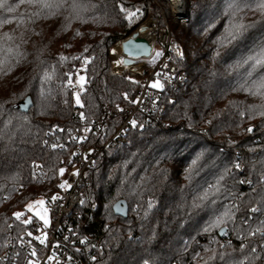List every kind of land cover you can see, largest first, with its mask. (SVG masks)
<instances>
[{
    "label": "trees",
    "instance_id": "trees-1",
    "mask_svg": "<svg viewBox=\"0 0 264 264\" xmlns=\"http://www.w3.org/2000/svg\"><path fill=\"white\" fill-rule=\"evenodd\" d=\"M258 2L185 0L187 21L180 22L162 0H43L51 8L41 0H7L15 10L0 8V248L9 223L23 229L14 213L55 193L59 170L72 163L73 145L51 147L65 138L59 129L76 123L75 112L90 122L118 111L117 105L127 107L124 94L137 87L127 78L139 76L113 71V48L154 17L182 47V58L173 61L178 74L163 84L160 112L138 115L127 143L103 148L85 173L77 225L88 244L81 257L86 264H238L254 255L253 245L264 256V237L248 235L264 221V96L253 88L264 68L243 63L264 45V15L253 11ZM120 5L140 14L129 22ZM239 24L251 26L229 42ZM146 61L145 72L153 63ZM79 71L83 90L67 85V75L74 82ZM75 91L83 108L75 104ZM26 97L32 106L23 113L17 105ZM217 181L215 197L200 201ZM121 200L126 218L113 213ZM226 206L234 219L221 225L224 235L219 227L204 231ZM242 242L248 245L243 251Z\"/></svg>",
    "mask_w": 264,
    "mask_h": 264
},
{
    "label": "built area",
    "instance_id": "built-area-1",
    "mask_svg": "<svg viewBox=\"0 0 264 264\" xmlns=\"http://www.w3.org/2000/svg\"><path fill=\"white\" fill-rule=\"evenodd\" d=\"M153 1L157 4L160 0ZM162 1L168 4L170 12L175 17V7L179 5V3L177 5V0ZM181 9L183 13H186L185 0H182ZM157 14L160 18H163L161 8L158 9ZM150 19H153L156 24L153 25L152 31L154 40L152 43L149 41L152 45V53L147 60H153L151 67L147 72H145L146 64L144 63L135 62L132 66L125 67L122 64V58L118 60L116 57V47L118 46L116 45L113 71L116 73L128 71L138 74L137 87L132 92L127 93L128 100L124 99L127 107L123 111H111L102 120H92L90 122L84 119L81 120V113L75 112L76 123L60 131L59 136L65 138L55 139L52 144H57L58 149H63L69 145L74 147L72 150V163L64 167L66 171L62 176V183H59V185L66 184V187H59L55 193L42 198L46 202V209L49 214L48 226L39 222L35 217L31 218L30 224H24L21 227L22 230L14 231L12 224H8L9 231L3 246L0 248V258L7 257V264H28L29 260H33L34 264H55V261H48V257L52 252L56 253L60 264H86L80 253L88 244V240L80 235L77 225L80 217L79 207L86 187L85 173L93 167L103 148L115 149L127 143L126 136L133 119L137 120L138 115L151 117L160 112L161 90L153 89L149 85L156 79H159L162 85L171 83L178 74L173 61L181 59L183 56L182 47L177 42L171 41L168 25H158V19L154 17H149L143 24ZM179 21L185 22V18ZM164 23L166 24L165 21ZM155 44L160 47L158 52H163L164 55L154 59L157 52ZM157 73L161 75L157 77ZM133 99L137 100L138 103H131L130 101ZM115 120L117 123L112 128L111 125ZM86 127L90 129L89 132L83 131ZM110 128H112L110 136L103 140L104 131ZM80 137H85L82 143L74 139ZM59 145H63V147ZM34 172L40 174L41 167L35 165ZM76 172L79 174L73 175ZM53 197H58V199L53 200ZM25 219L28 218L23 219L22 217L21 223ZM29 232L32 233L31 236L28 235ZM36 237L46 238V244H39ZM81 240H86L87 243L82 245ZM55 245H59V247H54ZM33 249L37 253L35 258L30 255ZM17 253L18 256H16ZM69 256L72 257L71 261L67 259Z\"/></svg>",
    "mask_w": 264,
    "mask_h": 264
},
{
    "label": "snow or ice",
    "instance_id": "snow-or-ice-1",
    "mask_svg": "<svg viewBox=\"0 0 264 264\" xmlns=\"http://www.w3.org/2000/svg\"><path fill=\"white\" fill-rule=\"evenodd\" d=\"M25 2H27L29 4H32V3H34V0H20V3H25ZM41 4H42V7H44V8H51L52 7V5H49L47 3H43V0H41ZM16 6L18 7L19 4H17ZM60 6L61 5H57V7H60ZM70 7H71L72 11L75 13L79 6L75 2H73V3H71ZM232 7H236V6L233 5ZM0 8H6L8 11H14L15 10V8L13 6L8 5L7 0H0ZM119 8H120L121 13H123L125 15V18L129 22H131L132 19H134L137 15H139L140 11H141L139 8H137L135 11L129 10V9H126L123 5H120ZM257 9L261 12L262 15H264V0H259V2L257 3L256 7L253 9V11H255ZM36 15H39V14L37 13ZM77 18H79L78 14H77ZM9 22L10 21H8V20L3 21V23H9ZM82 22H86V21H82ZM250 26L251 25L245 26L243 24L234 25L233 29L229 32V37H230L229 42L231 40H235L238 35L242 34V31L246 27H250ZM133 48H135L137 50H142V46L133 45L132 41H129L128 44L125 45V50L129 51L130 54L132 53V49ZM113 52L115 53V50H113ZM163 55H164L163 52H156L155 56H154V59L155 58H159V57H161ZM61 59H66V58L65 57H61ZM89 62L90 61L87 58L84 59V63L85 64H87ZM243 63L244 64H250V67L253 70L256 67L264 68V45H261L259 50L256 51L255 54L250 55L247 59H245L243 61ZM165 67H167V65H165ZM160 75H161L160 73H157V77H159ZM248 75H249V77H251L252 72H249ZM44 79L45 80L50 79V77L48 76L47 73H45ZM127 79H129L131 81V83H133V84H137L138 83L137 81L132 80L131 77H128ZM75 83L79 86V88L81 90H83L84 84L86 83V78L84 76H78L76 78V80H75ZM67 85L69 87H71L73 85V78H72V75L70 73L67 75ZM149 87H151L153 89H158V90H162L163 89V85H162V83L160 82L159 79H156L154 82H152L149 85ZM253 88L255 89V93L254 94H260V95L264 96V77L260 78L257 81H254L253 82ZM250 91H251V89H250ZM73 99L75 101L76 106L81 107V108L84 107V105L82 104L81 99H80V92H76L74 94V96H73ZM124 99L128 100V94L127 93L124 94ZM28 102H30V101H28ZM130 102L133 103V104L138 103V101L135 100V99L131 100ZM117 108H118V110L123 111V109H120L118 105H117ZM240 115H241V117H243L244 113L241 112ZM261 115H264V111L261 112ZM80 118H81V120L84 119V113L83 112H81ZM131 126L134 127V128L137 127V121L135 119H133L131 121ZM59 130L63 131V129H59ZM83 131L84 132H89L90 129L86 127V128L83 129ZM248 131L251 132L252 128H249ZM74 139H77L78 142L82 143L83 140L85 139V137L74 138ZM45 144H47V141H45ZM59 146L63 147V145H59ZM51 147L53 149H56L58 147V145L54 143V144L51 145ZM73 155L75 156V153ZM235 167L237 169H239V167H240L239 163H237L235 165ZM65 171H66V169L61 168L59 170L60 175L62 176ZM78 174H79L78 172L73 173V175H78ZM221 179H222V177H221ZM241 183H243V181H241ZM59 187L60 188H65L66 184H61V185H59ZM219 191H220L219 181H217L216 185H209V187L202 193V195L199 197V199L202 202L203 201H209V198L210 197H215L216 193L219 192ZM55 199H58V197H53V200H55ZM210 202L215 204L216 201H215V199H211ZM81 203H83V201H81ZM149 207H151V202H149ZM251 211L252 212H257L258 209L257 208H252ZM26 213H32V215L37 217L38 219H40L45 226L49 225V219H48V216H47V209H46V202L43 199L37 200L34 203L28 204L26 209H25V212H23V213L22 212L14 213V218L17 221H21V218ZM233 219H234V213L231 210V207L226 206L225 211L223 212V214L216 216V218L213 221H210L209 226L205 227L204 231L207 232V231L210 230V228L219 227L220 228V232L223 233L225 231V229L221 225L224 224L225 222H227L228 220H233ZM22 223L25 224V225H28V224L31 223V219H25V220L22 221ZM257 233H259L262 237H264V221H261L260 222V226L257 227V228H254V229L250 228L249 232H248V235L252 236V237H255L257 235ZM28 235L31 236L32 233L29 232ZM238 238L241 239L242 241L247 239V237H245L243 235H240V234H238ZM36 239L38 240L39 244H41V245H45L46 244V238L36 237ZM80 243L83 245V244H86L87 241L86 240H81ZM54 247L58 248L59 245H55ZM93 247H94V245H93ZM221 247H223V246H221ZM240 247H241V251H243L246 247H248V245L242 242ZM260 247H261L262 250H264V244H261ZM77 251H79V249H77ZM211 251H213V257H211L210 259H215V250H211ZM250 252L253 253L254 255H252L250 257H245V260L248 262V264H255V262L257 260L264 259V256H262L259 253H257V247L255 245L251 246ZM30 255H31V257L35 258L37 256V253L33 249V250H31ZM16 256H18V253L16 254ZM222 256H223V254H221V258H222ZM14 258H15V256L13 257V259ZM67 259L69 261H71L72 257L69 256V257H67ZM91 259L93 261H95L96 257L92 256ZM245 260L239 261L238 264H245ZM48 261L49 262L55 261V264H60V260L57 258L55 252H52V254L49 255ZM0 264H7V257L0 258ZM28 264H34V261L33 260H29Z\"/></svg>",
    "mask_w": 264,
    "mask_h": 264
},
{
    "label": "water",
    "instance_id": "water-1",
    "mask_svg": "<svg viewBox=\"0 0 264 264\" xmlns=\"http://www.w3.org/2000/svg\"><path fill=\"white\" fill-rule=\"evenodd\" d=\"M175 18L177 20H181L185 18V21H187L186 13H183L181 15L176 14ZM142 26L143 24L138 28V30L134 31L129 37L118 43L122 55V64L125 67L132 66L138 60H147L151 57L152 45L146 37L140 34ZM129 41H132L133 45L142 46V50H137L133 48L132 53L130 54L129 51L125 50V45L128 44ZM31 106H32V102L30 97H26L17 105V109L20 112L27 113L31 108ZM113 213L115 216L126 218L128 214L127 203L123 200L116 202L113 206ZM224 233L225 231L223 233L219 231V236L220 237L223 236Z\"/></svg>",
    "mask_w": 264,
    "mask_h": 264
},
{
    "label": "bare ground",
    "instance_id": "bare-ground-1",
    "mask_svg": "<svg viewBox=\"0 0 264 264\" xmlns=\"http://www.w3.org/2000/svg\"><path fill=\"white\" fill-rule=\"evenodd\" d=\"M179 3V5H178ZM177 7H175V12L176 14H179L181 15L183 13L181 7H182V0H177ZM153 25H156L155 24V21L153 19H150L147 23L143 24L142 26V29H141V35L146 37V38H149L148 40L152 43L153 40H154V36H152V31H153ZM118 47H119V50H118ZM116 50H117V56L119 55V58L121 59L122 58V55H121V52H120V46L118 45L116 47ZM121 56V57H120Z\"/></svg>",
    "mask_w": 264,
    "mask_h": 264
},
{
    "label": "rangeland",
    "instance_id": "rangeland-1",
    "mask_svg": "<svg viewBox=\"0 0 264 264\" xmlns=\"http://www.w3.org/2000/svg\"><path fill=\"white\" fill-rule=\"evenodd\" d=\"M157 23V22H156ZM147 39H149V38H147ZM118 45V44H117ZM116 47V46H115ZM115 47L113 48V50H115ZM155 49L157 50V52L160 50V47H159V45L158 44H155ZM118 50H119V47H118ZM113 56H114V52H113ZM121 57V56H120ZM117 59L118 60H120V58H119V55H118V57H117ZM136 63H144V64H147L148 63V61H146V60H138V61H136ZM128 72V71H127ZM130 73H132V74H134V75H138V74H136V73H133V72H130ZM78 76H83V73H82V71H79L78 73H77V75H76V77H75V80H76V78L78 77ZM77 88V87H79L76 83H75V81L73 82V88ZM76 92H78V91H75V93ZM63 176V175H62ZM62 176H60V178H61V181H60V183H62ZM63 182H64V177H63ZM38 200H41V199H38ZM37 201V200H36ZM35 202V201H34ZM33 202V203H34ZM47 216H48V219H49V214H48V211H47ZM33 217H35V216H33L32 215V213H26L24 216H23V219L24 218H28V219H31V218H33ZM39 222H41L42 224H43V222L40 220V219H38L37 217H35Z\"/></svg>",
    "mask_w": 264,
    "mask_h": 264
}]
</instances>
